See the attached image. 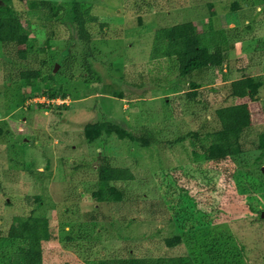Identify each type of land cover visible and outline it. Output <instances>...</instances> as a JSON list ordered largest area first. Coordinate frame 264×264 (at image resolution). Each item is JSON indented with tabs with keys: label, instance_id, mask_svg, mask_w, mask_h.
I'll return each instance as SVG.
<instances>
[{
	"label": "rangeland",
	"instance_id": "obj_1",
	"mask_svg": "<svg viewBox=\"0 0 264 264\" xmlns=\"http://www.w3.org/2000/svg\"><path fill=\"white\" fill-rule=\"evenodd\" d=\"M79 1L97 18L87 25L88 42L67 18L45 20L11 0L34 50L20 59L12 44H0V250L12 248L2 240L10 223L30 214L49 222L43 264H103L123 256L126 242L138 257L157 256L165 237L189 233L206 218L244 246V264H264V151L253 142L264 125V83L256 100L245 98L253 127L243 153L195 162L189 148L196 139L188 135L198 131L205 142L219 128L215 109L242 101L226 96L231 80L264 81V0ZM185 21L199 32L205 25L237 29L242 40L226 56L229 74L203 69L180 81L174 61L150 59L154 31ZM34 70L38 89L22 79ZM190 80L202 84L198 102L185 96ZM102 120L136 137L149 133L151 143L105 134L87 143L83 125ZM105 160L134 174L114 183L123 191L119 202L90 197ZM179 248L171 253H183Z\"/></svg>",
	"mask_w": 264,
	"mask_h": 264
},
{
	"label": "trees",
	"instance_id": "obj_2",
	"mask_svg": "<svg viewBox=\"0 0 264 264\" xmlns=\"http://www.w3.org/2000/svg\"><path fill=\"white\" fill-rule=\"evenodd\" d=\"M1 1L0 44H12L16 48L18 57L25 59L31 50H34L29 38V30L11 6V0ZM18 1L25 6L28 14L42 13L45 20L67 18L75 27L80 41L90 40L87 25L94 23L97 18L90 13V6L87 4L79 0L60 4L53 0ZM210 15H215L213 9L210 10ZM240 40H242L241 34L235 27L217 29L212 25H205L203 31L199 32L192 21L180 22L160 27L154 31L150 59L165 58L174 61L180 81L186 80L188 76L203 69L223 70L225 68L223 71L229 74L231 66L226 56L234 50L235 42ZM39 78L40 73L37 70L26 71L22 74L23 80H34L31 85L32 89H38ZM187 82L190 86L189 91L185 93L187 101L198 102L196 98L200 95L199 90L202 84L191 80ZM263 83L264 81L259 76L240 77L229 82L226 96L242 101L215 109L219 128L208 132L205 142L199 139L198 131L188 133L196 139L189 148L193 161L222 162L245 151L246 137L253 127L252 111L245 98L256 100L257 92ZM48 86L50 82L47 83ZM49 91L45 93L48 98L56 97L55 93H49ZM34 96L37 95L29 94L28 97ZM65 96L61 95L62 98ZM226 96L224 94L223 98ZM262 113L264 114L263 110ZM83 134L84 140L89 144L94 143L103 134L109 137L114 135L118 139L137 140L141 146L150 145V139H152L149 133L136 137L120 126L105 120L84 124ZM185 137H178L173 141L166 140L164 144L182 142ZM253 142L257 149L264 151V125L263 130L256 134ZM259 158L260 156L256 160L258 161ZM96 176V190L91 193L90 197L98 203L121 201L123 191L114 183L134 180V174L129 167L110 165L107 160L98 165ZM180 191L187 193L188 189L182 187ZM190 208L192 207L184 211L188 213L191 211ZM202 212L204 217L208 216V213ZM194 223L197 225L189 233L183 232L165 237L161 242L165 251L157 256L138 257L132 254L130 242H126L121 249L124 250L123 256L103 264H244L245 248L242 244H238L230 232L213 229L206 218L205 222ZM50 238L51 232L47 218L36 217L32 214L16 217L10 223L2 239L3 242H10L12 248L10 251L0 250V264H43L45 251L43 243L49 241ZM179 247H183V253H171L175 248L180 249Z\"/></svg>",
	"mask_w": 264,
	"mask_h": 264
},
{
	"label": "built area",
	"instance_id": "obj_3",
	"mask_svg": "<svg viewBox=\"0 0 264 264\" xmlns=\"http://www.w3.org/2000/svg\"><path fill=\"white\" fill-rule=\"evenodd\" d=\"M35 101L41 102V103H45V102H49L47 97L45 95H41V97L39 96H34L32 97ZM53 100V99H51Z\"/></svg>",
	"mask_w": 264,
	"mask_h": 264
},
{
	"label": "water",
	"instance_id": "obj_4",
	"mask_svg": "<svg viewBox=\"0 0 264 264\" xmlns=\"http://www.w3.org/2000/svg\"><path fill=\"white\" fill-rule=\"evenodd\" d=\"M55 68H56V66H55Z\"/></svg>",
	"mask_w": 264,
	"mask_h": 264
}]
</instances>
